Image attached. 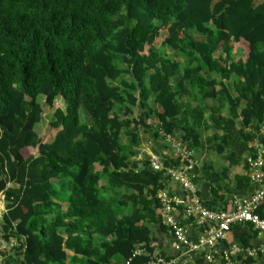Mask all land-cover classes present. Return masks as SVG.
<instances>
[{
  "label": "trees",
  "instance_id": "trees-1",
  "mask_svg": "<svg viewBox=\"0 0 264 264\" xmlns=\"http://www.w3.org/2000/svg\"><path fill=\"white\" fill-rule=\"evenodd\" d=\"M255 1L0 0V226L18 242L15 264H124L139 248L148 255L131 264L149 261L153 227L167 232L158 195L170 189L164 171L138 160L139 128L155 148L179 131L195 151L207 113L223 140L236 124H264ZM39 97L64 106L49 143L34 132ZM256 214L264 220V205ZM190 264H207L204 254Z\"/></svg>",
  "mask_w": 264,
  "mask_h": 264
},
{
  "label": "built area",
  "instance_id": "built-area-1",
  "mask_svg": "<svg viewBox=\"0 0 264 264\" xmlns=\"http://www.w3.org/2000/svg\"><path fill=\"white\" fill-rule=\"evenodd\" d=\"M261 135H264V128L261 129ZM162 138L178 166L164 170L159 157L155 156L150 160V167L154 171H164L168 181L181 189L180 195L169 192L158 195L163 207V225L172 235L174 255L149 256V261L145 264H188L187 256L202 253L207 264H214L217 245L226 241L230 229L235 225H251L264 235V220L256 214V211L264 205V148L258 149L246 158L250 183L255 187L253 193L247 198L234 199L230 211H213L203 206L190 177V173L196 165L193 151L180 138L165 135H162ZM0 197L4 200L3 193L0 194ZM180 212L185 220L192 219L206 228L203 239L197 243L188 239L186 226L182 220H179ZM4 235L0 228V248L2 247L0 250L5 251L0 255V264H7L6 260L9 257L15 260L17 258V240L9 238L6 241ZM144 255L148 254L139 248L124 264H131L134 258ZM258 257L264 258V249H243V247L233 245L223 253L220 260L223 264H239V258L255 259Z\"/></svg>",
  "mask_w": 264,
  "mask_h": 264
},
{
  "label": "crops",
  "instance_id": "crops-1",
  "mask_svg": "<svg viewBox=\"0 0 264 264\" xmlns=\"http://www.w3.org/2000/svg\"><path fill=\"white\" fill-rule=\"evenodd\" d=\"M204 104L207 107L210 106L208 101H205ZM226 109L227 107L222 109L221 114L223 117L227 116ZM208 117L209 114L207 113L201 121V145L193 151L196 165L191 171L190 177L198 191V196L203 206L213 211H227L231 209L234 199L247 198L254 191L255 187L250 183V173L246 166V158L258 149L264 148V143L262 142L264 135H261V129L264 128V124L257 126V123L254 122L244 128L241 124H236V128L228 131L226 140H223L224 134L213 130L212 124L207 123ZM180 135L179 131H175L173 137L180 138ZM248 135L251 138L247 140L246 137ZM158 145L159 147L155 148L150 141V148H146V155L143 156L149 158V162L152 157H159L164 170L174 167L172 165L176 161L162 137L159 139ZM206 151L207 153H205ZM205 166H207L206 170H204ZM9 186L8 184L7 187ZM168 188L170 193L181 194L180 187L173 183L169 182ZM1 214L2 211H0ZM178 216L179 220H182L183 224H185L187 237L191 242L197 243L204 238L206 228L203 225H199L192 219H189L190 221L185 220L181 212ZM160 223L163 225L162 218ZM166 230L167 232H161L156 226L152 229L151 236L157 247L154 255L160 253L166 256L174 255L172 235L167 227ZM243 242H247L252 248L264 249V235L260 234L257 229L246 224L235 225L230 229L226 241L217 245V255L214 264L221 261L223 253L230 247L233 245L242 247ZM198 255L187 256V263L190 264ZM16 257V260L13 259L15 261H13L14 264L22 259L17 252ZM245 259L248 258L241 259V261ZM253 261V264H264V258L261 257L255 258Z\"/></svg>",
  "mask_w": 264,
  "mask_h": 264
},
{
  "label": "rangeland",
  "instance_id": "rangeland-1",
  "mask_svg": "<svg viewBox=\"0 0 264 264\" xmlns=\"http://www.w3.org/2000/svg\"><path fill=\"white\" fill-rule=\"evenodd\" d=\"M255 2H256V4H261V3L264 2V0H256ZM165 35H166L165 33H162L161 42L163 40V37H165ZM238 48L240 49V47H238ZM165 52L168 54L167 50ZM240 56H241V53L238 50L236 55H235V57H234L235 60H238L240 58ZM37 103L40 105V107L42 109V114H41L40 123L35 125V127H34V132L36 133L37 138H38V140L40 142L49 143V142H51L53 140L54 135L56 133V130L52 129L51 123L56 120V111L58 109H60V110L64 109V106H63V103H62L61 100H56L55 103H54V107L53 108H49L45 104V99L43 97H39L37 99ZM190 103L192 104V106H196V104H197V102H194L192 99H190ZM148 105H149L148 107L151 108V109H155L156 108V106H155V104L153 103L152 100H149ZM200 105H201L200 107L205 106V104L203 105L202 103ZM198 109H199V107H198ZM139 114H140L139 110L135 109L134 110V117L136 118ZM80 115L82 117L81 118L82 122L88 123L89 119L86 116H84L82 111H80ZM139 134H140V138H141V147H140V151H139L140 152V156L138 157V160L142 159L143 155H146L145 154L146 151H147L146 148L147 147L150 148V146H149V143H150L149 134L145 133L144 129L141 128V127L139 128ZM121 144H122L123 147L126 146L127 143H126V137L125 136H123L121 138ZM205 153H207V151ZM7 205H8V203L5 202V200L1 199V197H0V211H2V214L0 215V218L2 217L4 211L6 210ZM0 228H1V226H0Z\"/></svg>",
  "mask_w": 264,
  "mask_h": 264
}]
</instances>
